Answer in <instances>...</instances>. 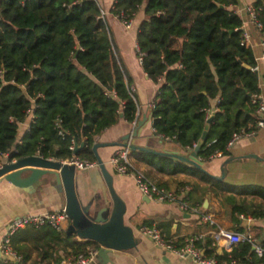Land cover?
Here are the masks:
<instances>
[{
    "label": "trees",
    "instance_id": "trees-1",
    "mask_svg": "<svg viewBox=\"0 0 264 264\" xmlns=\"http://www.w3.org/2000/svg\"><path fill=\"white\" fill-rule=\"evenodd\" d=\"M237 5L238 0H114L110 9L119 19H134L143 9L136 55L146 76L159 83L149 108L153 132L183 147L200 144L198 157L203 162L217 152L227 155L232 133L254 129L259 118L258 72L252 70L256 59L242 43L243 20ZM252 8L264 36V0H255ZM133 83L97 0H0V161L9 153L14 158L96 161L93 145L119 121L120 113L128 123L138 120ZM215 99L217 110L207 117ZM30 113L28 129L19 138V126ZM75 143L83 146L73 153ZM130 154L164 173L191 174L210 192L214 186L264 197L260 187L229 186L169 156ZM192 191L183 196L191 205ZM254 207L246 211L235 204L233 211L264 216V209ZM212 243L206 239L197 244L218 264H252L256 259L246 241L223 255ZM11 245L22 257L21 264L32 260L34 250L36 264H61L59 249L99 248L92 240H78L71 221L61 231L48 225L20 229ZM0 264L19 263L0 259Z\"/></svg>",
    "mask_w": 264,
    "mask_h": 264
},
{
    "label": "crops",
    "instance_id": "crops-1",
    "mask_svg": "<svg viewBox=\"0 0 264 264\" xmlns=\"http://www.w3.org/2000/svg\"><path fill=\"white\" fill-rule=\"evenodd\" d=\"M102 7L111 26L114 40L119 48L120 55L130 71L133 78V90L137 102L138 122L145 117V121L138 128L137 135L131 137V143L139 146H147L160 152L177 153L188 155L193 148L183 147L172 140L154 134L149 114V104L155 99L159 83L150 80L142 70L140 60L136 55V33L140 21L144 18L143 9L133 19L130 28L124 25L110 13L114 0H97ZM255 0H238L235 8L243 20L242 29L250 36L247 44L253 51L255 59L262 54L261 42L264 39L257 25L251 21L248 8L253 6ZM258 85L260 99L264 102V63L258 61ZM217 100H213L208 109L209 113L217 110ZM28 121L20 124L19 138L28 129ZM132 124L126 122L122 117L112 127L105 130L96 142L106 143V146L98 148V155L104 166L113 177V186L117 194L126 204L125 223L131 226L139 244L135 248L124 251H111L109 258L111 263H104L101 258L95 257L91 264H194L191 261L179 258L156 245L150 238L141 235L139 229L144 221L159 225L163 233L175 239L180 244L185 237L202 235L197 243H203L206 239L212 240V245L218 255L229 253L236 244H229L224 239L214 240L211 232L214 229L200 220L196 213H189L179 208L178 203L158 202L144 196L137 189L132 175H121L113 169L110 158L121 146L116 144L131 132ZM8 154L1 156L0 163L6 160ZM134 165L143 170L145 175L165 186L167 190L175 191L180 184L187 191H192L193 205L201 208V211L211 215L222 228L238 232L249 233L255 239L256 244H264V216L255 217L249 213L233 211V206L239 204L246 211L255 209L254 206L264 209V197L238 194L235 191L218 190L214 186V192L206 190L207 184L199 178L183 173H164L156 168L138 162L132 157ZM231 161L226 162L225 160ZM176 162V160H173ZM182 163V162H180ZM183 165L189 166L186 163ZM224 168V178L221 167ZM203 169L212 177L232 187L253 185L264 191V127L248 137L237 141L225 156H215L203 162ZM47 177V176H46ZM51 179V178H49ZM74 186L78 198L80 197L88 208L92 218L104 217L109 214L111 199L98 166L89 169L75 171ZM64 194L50 181L42 184L30 192L20 189L5 180L0 181V238L4 233L8 222L19 216L35 213L41 214L49 211L59 210L64 207ZM190 204V203H189ZM241 243V242H240ZM251 249L253 247L251 245ZM64 249H59L58 254ZM61 255V254H59ZM34 264L37 263V251L32 253ZM27 261V264L33 262ZM252 264H263V260L255 259Z\"/></svg>",
    "mask_w": 264,
    "mask_h": 264
},
{
    "label": "built area",
    "instance_id": "built-area-1",
    "mask_svg": "<svg viewBox=\"0 0 264 264\" xmlns=\"http://www.w3.org/2000/svg\"><path fill=\"white\" fill-rule=\"evenodd\" d=\"M248 13L250 15L251 21L257 24V17L254 9L251 7L248 8ZM105 15L102 11V16ZM125 28H130L133 22V19H126V17H122L119 19L116 17ZM258 25V24H257ZM250 36L248 33L243 31L242 35V43L247 45L250 41ZM262 45V54L259 59L256 60V64L253 66L252 70L258 71L259 64L258 61L264 63V39L261 42ZM137 50V44L135 45ZM140 60V59H139ZM133 90V86L131 88ZM258 107L256 112L259 115V118L256 121L255 128L249 131L241 129L240 131L233 132L230 139L227 141L226 149H230L237 141L244 137H248L253 135L257 129L264 127V102L260 99L258 95ZM154 100L149 104V108L153 107ZM207 117L210 115L208 109L206 110ZM32 119V115L30 113L29 121ZM137 120H134L132 124L131 132L135 129ZM60 132V131H59ZM165 140H169L166 137H163ZM131 139V137H130ZM129 139V140H130ZM74 146H71L73 149ZM130 149L128 147H120L117 149L110 158V163L115 170L116 173L121 175H132L134 178L135 185L139 192L144 196H147L150 199H154L158 202H167V203H178V206L181 210L196 213L199 215L200 220L207 223L214 229L211 232V237L218 241L224 239L230 245L236 244L240 242H248L252 245L253 251L256 255L257 259H264V244H256L255 239L249 233H238L226 230L219 226L217 222L213 219L211 215H208L201 211V208L197 205H191L186 201L183 196L186 193V189L182 188L181 192H175L171 190H167L163 187L157 186L154 182H152L144 173L143 170L139 169L134 165V161L130 154ZM215 156H221L220 152H217ZM51 159V158H50ZM200 159V158H199ZM201 160V159H200ZM63 162H67L68 164H72L79 169L92 168L97 166L96 161H86V160H78V159H70L65 160ZM70 221L69 216L65 210V208H61L59 210L49 211L41 214H25L14 218L8 222L5 227L4 233L0 238V248L2 253V259L11 260L15 263L21 264L22 257L15 251V249L11 245V237L20 229L33 226V227H42L44 225H48L56 231H61L66 227L68 222ZM142 236L150 238L156 245L175 253L179 258L183 260H188L193 262L194 264H218L214 258L207 257L203 250L198 246L197 241H199L202 235H198L195 237H185L182 242L178 245L175 242V239L167 237L160 227L156 224L142 225L139 229ZM78 240H82L78 238ZM99 248L86 247L85 251L82 252H74L72 249L67 248L65 251H61V264H91L97 253ZM231 264H237L235 261H232Z\"/></svg>",
    "mask_w": 264,
    "mask_h": 264
},
{
    "label": "water",
    "instance_id": "water-1",
    "mask_svg": "<svg viewBox=\"0 0 264 264\" xmlns=\"http://www.w3.org/2000/svg\"><path fill=\"white\" fill-rule=\"evenodd\" d=\"M120 117H122V113H120ZM211 118L212 115L207 120L208 123ZM144 121L145 117L138 122V126L135 127L132 133L123 137L116 144L122 147H128L130 151H143L159 156H169L189 166L203 169V161L198 157L200 144L196 145L190 154L181 155L160 152L147 146H139L131 143L130 137L137 135L138 128ZM205 136L206 131L202 134V140ZM174 142L176 141L174 140ZM106 145V143L101 142H96L93 145L97 166L101 171L111 199L109 214L106 218H92L88 216L86 209L81 206L74 186L75 166L67 162L46 159L39 155L14 158L9 153L6 160L0 163V181L5 180L20 189L30 192L34 188L51 180L57 189L64 194V208L71 221L73 232L78 238L92 240L98 243L99 250L96 257L101 258L104 263H111L108 257L111 251H124L135 248L139 244L140 238L135 235L133 228L125 223L126 204L115 191L113 177L98 155V148ZM82 146L83 143H75L73 153H76ZM229 161L231 160H225V163ZM221 169L223 172L217 178H224L225 172L223 166ZM0 259H2L1 248Z\"/></svg>",
    "mask_w": 264,
    "mask_h": 264
},
{
    "label": "rangeland",
    "instance_id": "rangeland-1",
    "mask_svg": "<svg viewBox=\"0 0 264 264\" xmlns=\"http://www.w3.org/2000/svg\"><path fill=\"white\" fill-rule=\"evenodd\" d=\"M96 167V166H95ZM93 168V167H92ZM86 169H88V168H86ZM85 169V170H86ZM79 170V168H77V167H75V171H78ZM83 170V169H82ZM77 194H78V191H77ZM79 196V195H78ZM79 199V201H80V204H81V206L82 207H84L85 209H86V213L88 214V216H90L91 217V215L89 214V211H88V208L86 207V205H85V203L82 201V199L79 197L78 198Z\"/></svg>",
    "mask_w": 264,
    "mask_h": 264
}]
</instances>
